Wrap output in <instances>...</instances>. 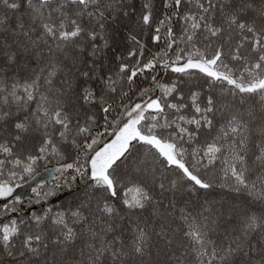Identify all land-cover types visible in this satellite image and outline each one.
Segmentation results:
<instances>
[{
	"label": "snow or ice",
	"instance_id": "6c2138e0",
	"mask_svg": "<svg viewBox=\"0 0 264 264\" xmlns=\"http://www.w3.org/2000/svg\"><path fill=\"white\" fill-rule=\"evenodd\" d=\"M22 2L29 10L30 21L39 20V24L26 29L23 20L18 18L13 31L27 38L31 48L36 49L37 60L43 58L45 53L49 57H55L59 53L65 59L71 58L72 63L76 64L78 54L86 49L89 57L98 55L99 45L96 43V37L98 32H103L104 24L101 21L106 11L113 8L111 3L104 4L100 0H61V3L55 7H49L48 0H37L35 3L33 0H22ZM193 2L196 11H192L190 2L181 15L179 8L183 0H174L173 15L178 16L185 26L180 37L174 39L169 20L165 47L172 49L174 45L176 46L171 58L164 59L168 53L161 48L157 52L150 53L145 59L143 55L145 45L135 36L130 35V39L136 41L139 46V51L133 47L125 56L117 55L115 65L108 69L106 75L99 71L98 64L90 60L88 67H94L95 71L92 72L91 77L87 70L80 72L85 82L79 86L78 91L72 93L71 86L67 90L57 89L60 95L55 98L53 105L45 106L44 101L49 100V97H42L41 103L33 109V116L38 126L51 128L61 143H70L76 150V158L60 164L58 170H71L75 174H81L82 169H87L82 173L88 178V191L81 194L85 200L90 202L92 194L97 190L115 197L118 185L124 186L125 178L129 186L124 187V192L136 193L132 199L125 197L122 201L129 209H143L146 203L153 199L148 188L149 184L162 192L170 190L175 192L178 186L183 187L185 184L187 189L192 191L197 188L208 189L212 187V181L202 177L200 169L207 170L209 167H214V161L219 158L218 154L225 150L223 152L225 167L221 171L231 183H222L220 186L229 187L236 192L246 190L249 197L264 205V0H260L259 7L251 0H247L230 10L221 3L219 23L215 18L214 0H193ZM164 5L166 8L169 7L170 0H164ZM0 6L10 11H19L21 0H0ZM67 7L74 8L71 13L72 19H69ZM143 8L149 9L150 5L145 3ZM248 9L255 10L258 21L256 18L247 20L241 18L240 14ZM44 10L48 11V16L44 15ZM52 13H58V18L53 19ZM150 15V12L145 10L139 20L147 26L150 24ZM75 17L90 18L98 24V29L82 27ZM6 19H8L6 16L0 17V22ZM164 24L165 20L159 21L155 29L157 34L151 37L153 42L160 39L158 33ZM37 27L39 34L33 39L30 32H36ZM100 38L103 40L102 35ZM41 42L52 46L40 48ZM181 44H184L185 48H181L179 46ZM69 45L72 46L73 53L66 51ZM242 49L246 51L242 52ZM27 50L25 48V51ZM12 59V56H8L9 61ZM157 63L164 69L170 68L173 74L179 75L164 83L153 76L149 81V87L137 85L138 91H136L132 87L136 83L135 78L143 76L147 79ZM58 67L61 65L53 60L45 78L46 83H51V78L56 75ZM97 75L100 83L98 90L88 83L89 79H95ZM181 77L189 78V83L186 85ZM193 80L197 82L191 83ZM200 80L203 82L200 83ZM63 83L67 84L68 81L64 80ZM34 86L36 80L24 84L25 96L28 100L32 99ZM186 86L187 93L184 91ZM18 87L19 84L13 85L11 94L14 100H20L15 94V89ZM156 89H159L160 95H155ZM133 91H136L135 97L128 100ZM150 92L153 94L149 95ZM68 93H71V99ZM253 97L257 98L262 114L261 124L255 129L250 128L249 121L242 118L248 116L252 120L255 119L253 115L255 104L250 103ZM189 102L191 116L183 114ZM69 106L72 110H69ZM225 113L227 115L219 125L218 133L223 134L226 143L219 145L216 143L220 139L218 134L213 138V142L197 145L200 130L211 129L214 117ZM8 116V112H0V119ZM110 116L113 117L111 121ZM109 123L111 127H108ZM13 126L17 130L13 140H20V133L27 130V124L17 121ZM101 130L110 133L108 139H100ZM252 132L260 137L257 141L259 154L253 157V166L256 161L261 165L255 181L248 179L247 174L252 172L253 168L249 167L246 156L240 154L235 143L239 135V146L243 149ZM229 133L232 135L230 141L227 140ZM81 140L83 143L79 142ZM186 143L191 149V164L185 159L189 153V148L185 147ZM49 146L52 153L67 159L59 151L52 137L45 132L36 146L39 155L32 153L26 155L28 166L24 171L30 172L31 164L37 159H43L49 151ZM139 149H143V152H139ZM0 151L6 156L11 155L10 148L5 145H0ZM198 155L200 159H197ZM81 157L84 158V163L79 162ZM5 164L20 165L21 160L19 158L0 160V167ZM171 169L178 171L177 175L169 180L165 174ZM133 176L137 179L133 180ZM11 191L10 186L0 182V197L7 196ZM51 194L52 192L46 193V195ZM100 199L103 200V206H98V211L111 216L114 211L113 206L106 198L100 197ZM85 200H81L75 208L68 211L77 222L86 220L81 211L82 208L88 207ZM204 210L206 209H201ZM32 219L38 225L44 217L34 215ZM183 219L188 221L187 216ZM19 224L23 225L24 221H19ZM52 224L63 225L64 229L52 238L53 243L57 242L60 236H62V239H59L61 244L73 240L75 233L71 227H68L64 211L53 215ZM258 226L264 228V212L259 216L255 212L245 215L240 235L230 241L228 247L219 249L213 247L210 259H217L220 264H225L229 257L241 251L244 252L245 257H248L249 252L255 253L256 244L249 245L247 241L248 236ZM187 227L188 231L184 235L190 237L194 245L199 246L194 248L196 256L207 255L206 248L213 244V241L206 238L195 217L187 223ZM85 230L88 231L87 226ZM136 232L132 240V253L144 254L148 247L145 230L137 228ZM159 234L158 232L157 235ZM91 235L95 237L96 233L92 232ZM18 236L20 229L15 220L0 227V243L6 247ZM100 239L99 248L94 247L93 244L87 245L94 253L89 254L87 264H101L105 252L110 255H115L117 252L121 255L126 254L120 248L113 250L108 246L115 241L104 244V237L101 236ZM41 240V234H23L21 250L18 253L21 258L20 264H33L31 257L40 255ZM33 244L36 246L34 247ZM232 244L235 246H231ZM260 245V260L253 259L247 261V264H264V237L261 238ZM245 249L247 251H244Z\"/></svg>",
	"mask_w": 264,
	"mask_h": 264
},
{
	"label": "trees",
	"instance_id": "16d2710c",
	"mask_svg": "<svg viewBox=\"0 0 264 264\" xmlns=\"http://www.w3.org/2000/svg\"><path fill=\"white\" fill-rule=\"evenodd\" d=\"M37 2V0H33ZM101 3L113 5L112 9H108L103 20L104 29L102 33L98 32L96 43L98 47V55L96 57H89L88 50L78 54V62L73 64L71 58L65 59L61 54L57 53L55 57H49L47 53L43 58L37 60L35 58L36 49L31 48L27 38L22 34L14 33L13 29L17 23L18 18L22 19L25 28L36 27L39 20L30 21L29 10L23 6L21 0V7L19 11H10L3 6H0V17H8V19L0 22V112H8L9 116L5 119H0V145H5L10 148L11 155L6 156L0 151V160H11L19 158L20 165L5 164L0 167V182L5 183L10 187H19L28 183L34 175L46 168H52L46 172L43 179L32 183L30 189L24 195L11 194L6 198L0 197V227L6 223L15 220L20 229V236L16 237L7 247L0 243V264H20L21 258L18 253L21 250V241L24 233L41 234L42 240L40 242V255L38 257L32 256L33 264H87V258L92 250L87 247L88 244H93L94 247L101 246V236L104 237L103 243L108 244L110 241H115L108 244L113 250L120 248L124 253L119 252L115 255H110L105 252L101 264H220L217 259H210L212 248L228 247L230 241L236 236L240 235L242 231L243 217L249 213L255 212L258 216L264 212V205L260 201L249 197L246 190L239 192L232 191L229 187L220 186L222 183H231L228 177H225L221 169L225 167L224 155L222 150L218 155L219 158L214 161V167H209L207 170L200 169V175L212 181V187L208 189H199L195 191L188 190L187 185L183 187L178 186L175 192L165 191L155 188L149 184V191L152 193L153 199L146 203L143 209H129L126 208L122 201L125 197L132 199L136 193H125L124 187H128L127 178H125L124 186L118 185L117 195L112 197L97 190L92 194L91 201L85 200L82 193L88 191V178L84 177L82 173L87 169H82L81 174H75L71 170L60 171L59 165L68 162V160L76 158V150L69 144L61 143L59 139L53 134L51 128H44L38 126L33 116V109H36L41 103L42 97H49V100L44 101L45 106H51L55 103V98L60 95L57 89H69L71 92L78 91L79 86L85 81L80 76V72L89 71L90 77L95 68H89V61H94L100 66L99 71L107 74L108 69L113 68L116 63L115 57L126 55V52L133 47L139 51V46L136 41L130 39L135 36L137 40L145 45L144 57L148 58L150 53L159 51L164 48L168 53L164 59H169L175 52V45L172 49H167L165 44L166 32L169 20L173 30V38L180 37L181 31L185 26L178 16L173 15L175 10L174 0H170V6L165 7L164 0H100ZM192 3V11H196L193 0H183L179 8V13L182 15L188 8L189 3ZM216 3L215 18L219 23L220 19V4L224 3L227 10L237 7L247 0H214ZM257 7L260 5V0H251ZM61 3V0H48L49 7H55ZM147 3L150 5L149 9H144L143 5ZM69 12V19H72L71 13L74 11L73 7H67ZM91 10V9H89ZM150 12V24L145 26L139 17L143 11ZM126 13V14H125ZM48 11L44 10V15L48 16ZM243 19L256 18L257 13L254 9H248L240 14ZM58 13H52L53 19H57ZM77 21L84 28H97L98 24L87 17H75ZM167 18V19H166ZM160 20H165L164 26L161 27L158 33L160 39L153 42L151 37ZM39 34L37 27L36 32H30V36L34 39ZM101 35L103 40H101ZM51 44L45 45L40 43V48L51 47ZM185 48L184 44L179 45ZM202 46V45H200ZM25 48L28 50L25 51ZM68 53H73L72 46L69 45L66 49ZM242 52L246 49H242ZM8 56H12V61L8 60ZM53 60L61 65L56 69V75L51 78V83H46L45 78L48 74V69L51 67ZM75 69V70H73ZM239 74V73H237ZM38 75V79H37ZM171 69H164L162 65L157 63L147 79L143 76L135 78L136 83L132 85L136 91L140 87H149V81L155 76L162 83L169 82L174 76ZM185 80L186 85L189 83V78L181 77ZM36 80V86L33 87V96L28 100L25 96L24 84ZM68 83L64 84L63 81ZM199 80V77H197ZM197 80L191 81L196 83ZM200 83L203 81L200 80ZM88 83L94 89H99V75L95 79H89ZM19 84L20 87L15 89L16 96L20 100H14L12 96L13 85ZM136 91L131 92L128 100H132ZM185 93L188 92V87L184 88ZM153 93H149L152 95ZM159 89L155 90V95H160ZM69 98H72L71 93H68ZM229 93V98H230ZM128 101L126 100L125 103ZM83 103L82 101L80 102ZM250 103H254L255 107L253 115L255 119L252 120L248 116H243L244 120H248L250 128H257L261 124L262 114L257 98L253 97ZM69 110H72L69 106ZM185 115H192L191 105L189 102L187 110L183 112ZM226 113L221 116L214 117L213 126L211 129H201L199 138L196 141L197 145L207 142H213V138L219 134L220 139L216 143L224 144L226 140L222 133H218L219 125L224 121ZM113 117L110 116L111 121ZM20 121L27 124V130L20 133V140H13V136L17 134L14 128V123ZM108 127H111L109 123ZM193 127V126H190ZM95 131V130H94ZM47 132L54 143L57 144L59 151L67 157L62 159L49 151L45 154L43 159H37L31 164V171L26 172L24 168L28 166V161L25 159L28 153L39 155L36 151V146L41 141L42 135ZM110 133L101 130V140L108 139ZM71 137H69V140ZM240 136L237 135L235 143L241 155H245L250 168L253 171L248 173V179L255 181L256 174L260 172L261 165L259 161L255 162L253 166V157L259 154V147L257 141L260 139L255 132H252L243 149L239 146ZM227 140H232V135L229 133ZM83 143V141H79ZM185 147L189 148V153L185 157L186 161L191 164V149L186 143ZM143 152V149H139ZM200 159V155L197 156ZM80 163H84V158H80ZM159 172V166L157 165ZM175 169L169 170L165 175L170 180L177 175ZM15 173V175H9ZM137 177L133 176V180ZM167 186V185H166ZM259 186V185H257ZM35 190V191H34ZM52 192L51 195L46 193ZM104 197L108 203L113 206L114 211L109 216L98 211V206H103ZM18 198V199H17ZM81 200H85L88 207L82 208L86 220L77 222L68 214V211L75 208ZM7 207V210L5 208ZM206 209L201 211V209ZM64 211L66 213V223L71 227L75 236L71 242L61 244L58 237L57 242L53 243L52 238L57 236L63 229V225H53L52 217L55 213ZM34 215L43 216L44 219L37 225L36 221L32 219ZM187 216L186 222L183 217ZM195 217L197 223L201 226V230L205 232L206 238L213 241L206 248L207 255L197 257L194 248L199 247L194 245L190 237L185 236L184 233L188 231L187 223L191 222ZM23 220L24 224L20 225L19 221ZM86 226L88 231H86ZM143 228L147 236L148 247L144 254L132 253V240L137 234L136 229ZM92 232L96 236L91 235ZM160 233L157 235V233ZM264 237V228L258 226L254 232L248 236V244H256L257 251L255 253L249 252L248 257L244 256V252L233 254L229 257L225 264H247L250 260H260V240ZM35 247L36 245L33 244ZM46 246V247H45ZM231 246H235L232 244ZM244 251H247L245 249Z\"/></svg>",
	"mask_w": 264,
	"mask_h": 264
},
{
	"label": "rangeland",
	"instance_id": "374dc122",
	"mask_svg": "<svg viewBox=\"0 0 264 264\" xmlns=\"http://www.w3.org/2000/svg\"><path fill=\"white\" fill-rule=\"evenodd\" d=\"M50 169H52V168H46V169L40 171L38 174L34 175V177L28 183H26L25 185H21V186L16 187V188L11 187L12 191L7 196H3L1 198H6V197H8L11 194L24 195L30 189L31 184L32 183L34 184L37 181L43 179V176Z\"/></svg>",
	"mask_w": 264,
	"mask_h": 264
}]
</instances>
